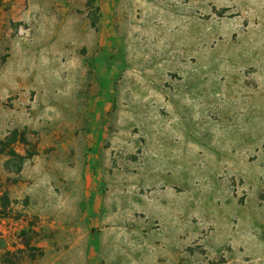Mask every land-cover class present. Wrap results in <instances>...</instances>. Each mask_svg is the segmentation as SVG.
<instances>
[{
  "label": "rangeland",
  "instance_id": "1",
  "mask_svg": "<svg viewBox=\"0 0 264 264\" xmlns=\"http://www.w3.org/2000/svg\"><path fill=\"white\" fill-rule=\"evenodd\" d=\"M0 264H264V0H0Z\"/></svg>",
  "mask_w": 264,
  "mask_h": 264
}]
</instances>
